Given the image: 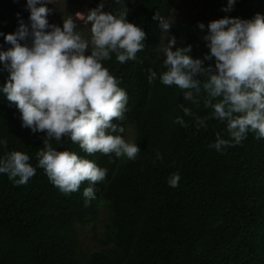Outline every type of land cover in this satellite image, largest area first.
<instances>
[{"label": "trees", "instance_id": "1", "mask_svg": "<svg viewBox=\"0 0 264 264\" xmlns=\"http://www.w3.org/2000/svg\"><path fill=\"white\" fill-rule=\"evenodd\" d=\"M1 2L0 51H6ZM121 3L113 14L127 8V20L146 34L144 49L135 60L120 64L113 55L104 66L128 94L125 118L114 122L134 129L140 153L129 160L88 154L66 138L52 142L57 150L76 152L108 170L94 185L96 198L88 206L82 196L87 181L80 191L63 194L41 168L23 185L0 174V264H264V138L249 132L222 152L209 147L218 132L230 139L226 122L211 118L203 88L193 103L176 85L161 83L159 75L166 70L161 49L168 34L153 19L157 13L169 18L173 12L170 34L176 46L190 44L193 58L202 59L209 52L202 37L210 21L264 14V0H236L229 13L221 11L227 0H180L175 7L174 0ZM198 22L205 24L203 31ZM149 68L157 72L151 83ZM8 76L0 63V87ZM181 105L192 115H185ZM177 116L187 126L175 123ZM196 117H209L207 127L197 128ZM22 123L15 104L0 94V139L8 142L6 149L0 146V155L23 151L36 166L44 133H33ZM157 151L162 159L156 158ZM174 172L181 177L175 188L167 183ZM98 207L108 212L104 248L85 256L76 226L92 224Z\"/></svg>", "mask_w": 264, "mask_h": 264}, {"label": "clouds", "instance_id": "2", "mask_svg": "<svg viewBox=\"0 0 264 264\" xmlns=\"http://www.w3.org/2000/svg\"><path fill=\"white\" fill-rule=\"evenodd\" d=\"M235 3L227 0L221 11L231 12ZM49 4L53 0H27L29 23L21 19L14 33L4 35L11 47L0 51V63L9 73L0 94L15 104L23 127L42 132L44 137L36 166L28 153L6 151L0 155V174L23 185L41 168L63 194L80 191L87 181L82 196L88 206L96 198L94 185L106 178L108 170L76 152L57 150L52 142L66 138L88 154L136 159L140 148L126 141L121 135L124 126L114 122L124 120L128 94L104 62L113 55L120 64L135 60L137 52L144 49L146 34L127 20L126 7L113 14L103 11L101 2L93 9L64 16L61 27L49 23ZM153 19L159 21L161 32L168 34L161 49L166 69L159 75L161 83L176 85L183 98L193 103L203 88L208 96L206 107L213 110L211 118L226 122L230 139L218 132L209 147L222 152L239 144L249 132L264 138V14L256 13L250 19L225 15L210 21L202 37L209 52L202 59L193 58L190 44L176 46V37L170 34L171 18L157 13ZM78 21L90 36L84 35ZM197 27L203 31L205 24L198 22ZM205 61L212 63L205 66ZM147 71L149 83L157 79L156 71ZM180 107L185 115H192L190 108ZM208 118L196 117L197 128L207 127ZM175 123L187 126L180 116ZM7 143L0 139L5 149ZM156 158L162 159L158 151ZM180 178V173L174 172L167 183L178 187Z\"/></svg>", "mask_w": 264, "mask_h": 264}, {"label": "rangeland", "instance_id": "3", "mask_svg": "<svg viewBox=\"0 0 264 264\" xmlns=\"http://www.w3.org/2000/svg\"><path fill=\"white\" fill-rule=\"evenodd\" d=\"M27 0H2L1 11L3 13V21L8 30V34L14 33L19 26V20H23L28 24V17L30 15L26 8ZM101 2L104 3L103 11L116 12L121 6V0H53V4L48 7L52 9L48 16L49 23L56 24L62 27L63 17L68 14L75 15L76 12H85L89 9L95 8ZM180 4V0H174V7ZM173 7V8H174ZM19 13V17L18 14ZM173 12L169 18H172ZM86 37L90 36V32L83 26L81 22H77ZM91 24L89 23V27ZM7 43V42H6ZM11 47L7 43V49ZM124 138L130 143H134L135 131L131 126H126ZM108 220V212L105 207L97 208L96 220L86 226H76L78 232V243L80 251L83 255L88 256L94 251L104 248L101 243L104 225Z\"/></svg>", "mask_w": 264, "mask_h": 264}]
</instances>
